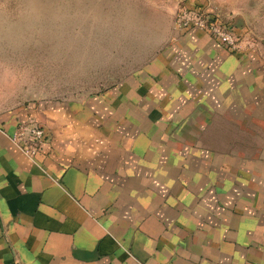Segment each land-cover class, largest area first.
<instances>
[{"label":"crops","instance_id":"crops-1","mask_svg":"<svg viewBox=\"0 0 264 264\" xmlns=\"http://www.w3.org/2000/svg\"><path fill=\"white\" fill-rule=\"evenodd\" d=\"M171 3L166 33L116 84L0 109V264H264V161L176 178L155 141L207 111L244 121L234 89L264 95V63L174 29ZM31 121L44 138L27 153L14 135Z\"/></svg>","mask_w":264,"mask_h":264},{"label":"rangeland","instance_id":"rangeland-1","mask_svg":"<svg viewBox=\"0 0 264 264\" xmlns=\"http://www.w3.org/2000/svg\"><path fill=\"white\" fill-rule=\"evenodd\" d=\"M171 2L174 29L182 5L208 3L231 23L234 52L253 49L264 63V0H0V109L82 98L116 84L153 52L150 36L166 33ZM252 65L264 84V64ZM251 92L234 89L244 102L234 112L244 121L207 111L196 116L202 122L167 124L172 137L154 140L174 153V177L230 178L233 171L234 178V166L264 161V95L255 91L253 101Z\"/></svg>","mask_w":264,"mask_h":264},{"label":"built area","instance_id":"built-area-1","mask_svg":"<svg viewBox=\"0 0 264 264\" xmlns=\"http://www.w3.org/2000/svg\"><path fill=\"white\" fill-rule=\"evenodd\" d=\"M176 20L179 29L200 28L221 41L227 48L234 50V30L231 23L224 21L215 12L207 10L205 5L194 8L182 5L176 12ZM14 138L22 151L32 153L42 143L44 132L39 122L31 121L27 125H20Z\"/></svg>","mask_w":264,"mask_h":264},{"label":"trees","instance_id":"trees-1","mask_svg":"<svg viewBox=\"0 0 264 264\" xmlns=\"http://www.w3.org/2000/svg\"><path fill=\"white\" fill-rule=\"evenodd\" d=\"M199 4H200V3H199ZM196 6H198V4H197V5L195 4V5H194L193 7H191V8H194V7H196Z\"/></svg>","mask_w":264,"mask_h":264}]
</instances>
